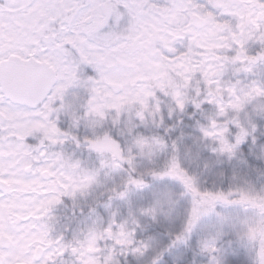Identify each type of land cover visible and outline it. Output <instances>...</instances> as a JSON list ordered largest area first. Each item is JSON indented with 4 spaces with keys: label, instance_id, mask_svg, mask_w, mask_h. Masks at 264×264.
Here are the masks:
<instances>
[{
    "label": "snow or ice",
    "instance_id": "snow-or-ice-1",
    "mask_svg": "<svg viewBox=\"0 0 264 264\" xmlns=\"http://www.w3.org/2000/svg\"><path fill=\"white\" fill-rule=\"evenodd\" d=\"M243 74L264 90V0H0V264H93L53 215L67 203L54 148L89 94L91 106L101 92L125 99L155 81L161 96L179 80L231 92ZM257 129L242 149L260 142ZM172 167L193 197V222L216 219L204 251H220L226 228L243 246L264 238V190L236 175L225 184L223 172L202 188ZM252 255L264 264V244Z\"/></svg>",
    "mask_w": 264,
    "mask_h": 264
},
{
    "label": "clouds",
    "instance_id": "clouds-1",
    "mask_svg": "<svg viewBox=\"0 0 264 264\" xmlns=\"http://www.w3.org/2000/svg\"><path fill=\"white\" fill-rule=\"evenodd\" d=\"M239 80L234 91L209 86L203 93L199 83L166 82L161 96L153 81L125 99L101 92L91 106L89 94L83 114L69 120L54 148L61 153L54 164L56 195L67 201L54 211L55 225L65 233L71 229L86 260L211 264L215 254L224 264H254L252 253L264 238L243 246L230 228L218 241V253L203 250L216 233V219L193 222V197L172 167L202 188L214 186L223 172L225 184L236 175L239 183L264 190V132L259 143L240 147L258 139V122L264 129V90L248 74Z\"/></svg>",
    "mask_w": 264,
    "mask_h": 264
}]
</instances>
